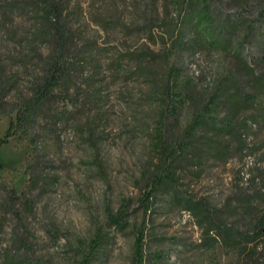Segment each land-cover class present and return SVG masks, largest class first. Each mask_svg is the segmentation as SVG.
Returning a JSON list of instances; mask_svg holds the SVG:
<instances>
[{
	"label": "rangeland",
	"instance_id": "obj_1",
	"mask_svg": "<svg viewBox=\"0 0 264 264\" xmlns=\"http://www.w3.org/2000/svg\"><path fill=\"white\" fill-rule=\"evenodd\" d=\"M240 1L220 0L215 11L232 13ZM252 1L264 11V0ZM61 2L62 21L73 33L66 53L69 99L45 107L25 133L17 130L0 145V264H78L96 230L103 240L88 264H129L138 231L142 264H263L259 245L235 255L218 241L204 242L202 226L166 190L157 191L145 211L139 197L142 173L154 161L148 144L166 70L176 85L187 82L184 91L198 100L222 74L234 73L250 89L264 58H252L257 50L246 45L235 58L237 32L223 46L206 41L192 22L184 28L185 44L175 46L184 15L179 0ZM37 26L28 0H0V136L41 76L49 47L35 37ZM255 88L259 105L237 103L225 87L217 110L218 117L229 112L245 122L243 147L231 132L205 124L177 170L181 191L221 208L220 219L239 230L264 217V189L248 204L235 198L264 179V83ZM172 98L178 134L192 107L185 95ZM8 187L30 202L28 209L15 204L17 220L4 206ZM121 203L124 227L108 226L106 212Z\"/></svg>",
	"mask_w": 264,
	"mask_h": 264
},
{
	"label": "trees",
	"instance_id": "obj_2",
	"mask_svg": "<svg viewBox=\"0 0 264 264\" xmlns=\"http://www.w3.org/2000/svg\"><path fill=\"white\" fill-rule=\"evenodd\" d=\"M28 1L38 24L34 29V35L46 42L49 49L42 58V73L39 80L32 85L29 95L17 102L14 117L8 120L7 127L0 136V145L6 143L8 137H14L17 130L25 133L37 113L45 107L69 99L65 90V80L70 66L66 53L68 44L73 39V33L62 21V2L61 0ZM179 2L183 5L184 15L182 25L176 28L173 33L172 43L175 46L185 44L183 40L184 28L191 25L192 22L206 41L217 42L223 46L228 45L234 33L237 32L239 36L231 47L235 58L240 56L244 45L257 50L256 54L250 53L252 58L257 60L264 58V11L258 7L255 1L241 0L239 6L232 13H225L221 17L215 11L220 0H179ZM171 74L172 69L168 68L165 76L159 80L157 85L156 114L148 144L154 161L151 163L150 169L145 170L141 176L140 205L145 211L155 198L157 191L164 189L183 210L193 216L196 222L202 226L201 235L204 242L211 245L218 241L223 248L235 255L247 251L249 254L257 245L261 250H264V217L255 218L249 228L239 230L236 226L220 219L221 208L210 206L203 199H194L181 191L177 174V170L183 168L182 164L186 159V154L193 145L194 132L200 126L208 124L216 130L231 132L239 147H243L241 131L246 128L245 122L233 118V114L229 112L218 117V106L225 87L230 88L234 101L239 104L259 103L258 91L255 87H262L264 69L252 75L250 89H246L241 83L240 77L234 73L222 74L216 78L211 92L198 100L190 97L184 91V85L187 82L178 86L174 78H170ZM180 87L183 89V93L179 92ZM55 88L57 90H54ZM3 92L4 89H0V97ZM173 94L185 95L192 107L186 123L178 134H175L172 129L177 115ZM87 128L89 129L88 123ZM93 163L100 171L101 162L95 155ZM26 165L27 168H30L31 162ZM29 177H31L30 174ZM261 189H264V179L261 180L259 188L254 192L245 189L238 192L235 198L241 204H248L252 199V194H259ZM17 203H21L26 209L30 207V202L26 198L21 195L17 196L15 190L8 187L4 206L16 220L18 219V211L15 208ZM126 213V207L121 203L113 212H106L105 223L108 226L122 229ZM138 232L132 242L129 264H142L141 234ZM102 240V233L96 230L88 240L86 251L81 255L78 264H88Z\"/></svg>",
	"mask_w": 264,
	"mask_h": 264
}]
</instances>
